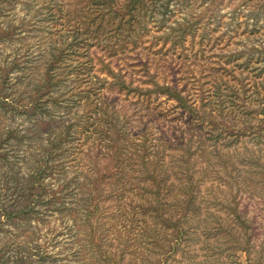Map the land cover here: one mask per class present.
<instances>
[{
  "label": "rangeland",
  "instance_id": "obj_1",
  "mask_svg": "<svg viewBox=\"0 0 264 264\" xmlns=\"http://www.w3.org/2000/svg\"><path fill=\"white\" fill-rule=\"evenodd\" d=\"M47 3L0 0V264H264V182L257 183L264 180V143L249 135L264 116L244 113L261 110L250 95L264 81V73L256 76L264 69V0H171L158 38L144 36L135 53L113 58L91 50V72L101 82L90 86L87 99L89 87L73 78L35 94L46 81L52 52L67 42L59 40ZM68 64L63 61L56 73L66 74ZM157 86L176 94L156 95ZM175 95L185 98L184 105ZM150 96L146 106L142 100ZM36 97L39 104L32 102ZM101 97L104 115L97 111ZM197 114L216 119L225 134L209 133L204 119L197 127L186 123ZM108 130L116 132L106 142L100 132ZM62 134L69 135L62 149L76 152L64 171L54 165L60 151L50 150L51 140ZM216 138L222 147L233 143L222 150ZM142 141L148 156L158 155L153 162L147 158V165L138 158ZM117 159L127 170L124 179ZM155 163L159 190L145 179ZM37 174L44 179L34 183ZM101 174L109 178L103 182ZM39 182L43 199L53 201L30 215L17 213L26 190ZM192 186L191 204L201 208L200 217L207 219L210 210L225 217L235 229L228 246L248 251L226 246L221 259L208 257L202 249L206 229L190 220L176 243L177 231L164 224L168 217L181 218L189 202L177 197L191 195ZM255 186L262 190L252 196ZM218 202L238 210L242 220ZM88 209L96 211L90 220Z\"/></svg>",
  "mask_w": 264,
  "mask_h": 264
},
{
  "label": "trees",
  "instance_id": "obj_2",
  "mask_svg": "<svg viewBox=\"0 0 264 264\" xmlns=\"http://www.w3.org/2000/svg\"><path fill=\"white\" fill-rule=\"evenodd\" d=\"M63 1L60 0L59 2H56V0H48L47 7L52 8L50 12H52L51 15V21L55 23L53 27L57 30V35H59V40L62 38H66L67 42L63 44V48L57 49L58 52H52L51 54V60L48 63V69L45 72V79L44 85H42L40 88H37V91L35 94H39L43 90H48V92H51L57 85H59L64 79L67 78H73L80 82V84L87 85L89 87L88 92L86 93L85 98L87 99L91 95L92 89L90 86H95L101 82V79L99 76L92 74L91 70L93 67V55L91 53V50L93 48H96L100 52H103L105 56L108 57H123V55L129 53H135V51L139 48V42H141V39H143L144 36L152 35L153 38H158L156 36L155 32L159 31L160 26L158 25L162 21L164 22L166 20V14L170 8V2L171 0H166V2L159 4L160 0H75L76 2L72 4H64ZM62 3V4H61ZM66 5L68 6V9H65ZM59 11L60 15L55 16L53 13L55 11ZM161 16V19L159 18ZM55 18V19H54ZM168 20V19H167ZM163 27V26H162ZM162 29V28H161ZM161 37V36H159ZM184 37V35H183ZM69 40V41H68ZM155 45H158V43H155ZM155 48L154 44L150 46V48ZM149 49V48H148ZM152 49V50H153ZM158 54L161 53L160 50L156 51ZM123 54V55H122ZM63 61H68L69 64L66 66L69 71L66 74H58L56 73V70L60 67V64ZM73 62L71 65L70 63ZM55 71V72H53ZM264 73V69H262L260 72L256 74L257 77H262L261 75ZM120 76V75H119ZM264 79V78H262ZM122 83V82H120ZM125 83V82H124ZM41 89H43L41 91ZM167 92L169 95L176 94L169 86H157V89L155 91V94L164 93ZM253 95V101L254 103L258 102V104L261 106V110H256L255 112H244L248 116V114L255 116L256 114L263 115L264 116V81L256 82L253 86V90L251 91ZM180 101L183 103L185 102V98L181 96H176ZM104 97H101V100L99 101V105H101L100 108L97 109V111L101 110L102 114H105V111H103L105 107V100ZM217 99V98H215ZM152 101V98L150 96L149 100H142V102H146V106H148ZM33 103H38L39 100L36 98L32 99ZM3 105V103H2ZM35 106V105H34ZM33 106V108H34ZM43 106V105H42ZM42 106H37L33 109L35 111L36 109H41ZM233 106L231 113H233L235 116L236 110H233ZM240 108V106H238ZM227 110L224 106L222 107V110H220V114H223V111ZM193 111V108L191 109ZM243 113V112H242ZM205 118L203 116L192 115L188 120H186L187 124H190V126H195L199 124H205L204 120ZM235 121H240L236 120ZM251 123L254 122V119H247ZM206 121V120H205ZM207 127H209V133H212L214 135H218L219 133H222L224 130H222V126L220 123L216 121V119H212L210 121H206ZM242 124H244L242 122ZM95 125V122L93 123ZM117 124L114 125V128L116 130ZM71 129V127H69ZM253 131L251 132L252 135L257 137L256 139H261L258 143H264V120L258 125V126H252ZM115 130H108V131H102L100 132V136L102 139H105L107 141H112V136L115 134ZM97 132V129H96ZM215 132V133H214ZM98 133V132H97ZM241 132H239L238 136ZM225 134V132H223ZM120 135V133H118ZM229 135L226 132L225 137H229ZM69 135H59L56 139L51 140L50 142V150L57 149L60 151L59 154L54 156V165H57V168H59L60 171H64L68 166L69 163L74 162L76 160L75 155L76 152L73 151V148H67L62 149L63 144H66L69 142ZM238 138V137H237ZM237 139L234 140L236 142ZM116 142V141H115ZM217 143V138L215 140ZM230 143H233L232 141ZM228 142L223 144V147L221 145V142H218L216 145L219 144V146L224 150L226 146L229 147ZM114 144L109 145L113 148ZM160 145H162L164 148H167L168 143L165 140H162L160 142ZM143 147V152L137 151V153L141 152V154L138 155V158L142 159L143 164L147 165L146 159L153 157L154 159H158L157 154H153L152 156H148V149L149 146L144 144V141H142V144L140 145ZM204 147V146H202ZM187 150V149H186ZM198 150V148H197ZM220 151V150H219ZM261 151V150H260ZM191 152V148L189 150V153ZM238 152V150H237ZM122 152L120 150L116 151V154H121ZM134 151L133 154L134 155ZM224 153H219V156H222ZM120 159H117V162L115 161L114 164L117 167V170L120 172H123L122 176L119 177L120 179H124L127 176V170L125 167H123L119 163ZM134 161V160H131ZM150 161V159H149ZM175 163V162H174ZM181 166V165H180ZM153 167V173L152 177H145V179H148L149 181H152V184H157V189H160V185L162 182V179H159L156 173V163L151 165ZM227 167V166H226ZM235 169V164H232V167ZM103 174L100 175L99 178H101V181L105 182L107 178H109V174ZM250 175V174H249ZM232 177V176H231ZM35 178L37 180H35ZM43 181L44 176H40L37 174V176H33L31 180L34 183H37L40 180ZM187 181L189 182L190 179H192V175L188 174L186 177ZM254 179V178H253ZM242 183L241 180H238ZM253 181V180H252ZM254 182V181H253ZM264 180H260L257 182L258 184H262ZM244 183V182H243ZM246 183V182H245ZM125 185V184H124ZM45 185L43 182H39L38 185L29 186V188L26 190L25 196L23 197V203L19 207V209L16 211L17 213H21L24 215H30L29 213L32 211H36L35 208L38 205H49L53 200L48 201L44 200V193H45ZM178 190V187H176ZM191 195L182 197L178 196L180 202L185 199L188 205L185 206L183 209L184 212L181 214V218L178 220H173L171 217L166 218L167 221H165L164 226L168 228H173L174 231L176 230V243H179L181 239L184 236V232L186 230V226H184V221H192L190 222L191 225H195L194 228H198L200 226H204L203 228L206 229L205 231V239L203 240V250L208 251L207 255L208 257H215L220 256L219 259L224 255L225 252L229 249H235L238 248L237 251L246 252L248 251V248L245 249L244 247H236L235 243L228 246V241L231 236H234V228L231 226H228L226 224V218L215 214L210 210L209 216L206 219V214L203 218H201V208H198L194 206L192 207L191 201L194 199L195 196V187L192 186L191 188ZM252 192L257 193L258 191L262 190V187L255 186L253 188H250ZM180 192H184L180 191ZM240 193V189L237 191ZM186 193V192H185ZM255 193L252 195L254 196ZM55 199V197H53ZM219 204H216L215 206H221L222 211L223 208L228 210L227 213L231 212L232 214L235 213V218L237 221H241L242 217L240 216V213L237 212L235 209L232 210L231 206L227 204H222L218 202ZM214 207V204H213ZM183 208V207H182ZM160 208H156V211H159ZM237 209V207H236ZM225 210V213H226ZM190 212H193L191 215ZM96 213V211L87 210V218L90 220L91 217ZM10 216H13V212L9 213ZM229 215V214H228ZM210 217H212L214 220L213 222L209 221ZM91 222V221H90ZM248 224L250 225L251 222L248 221ZM251 226V225H250ZM247 226V227H250ZM189 227V225H187ZM193 229V231H195ZM246 229V228H245ZM188 234V232H186ZM234 238L233 242H236ZM249 244L251 242V238L248 239ZM248 243V242H247ZM228 246V247H226ZM236 253V252H235ZM228 255V254H227ZM237 254H230V256L235 257ZM217 257V258H218ZM209 258H207V261L209 262ZM238 261V260H237ZM236 261V262H237ZM235 261L234 263L237 264ZM211 263H214V261H211ZM239 263V262H238ZM258 264V263H257Z\"/></svg>",
  "mask_w": 264,
  "mask_h": 264
}]
</instances>
